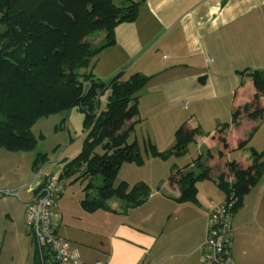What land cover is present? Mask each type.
Listing matches in <instances>:
<instances>
[{"label": "crops", "instance_id": "crops-1", "mask_svg": "<svg viewBox=\"0 0 264 264\" xmlns=\"http://www.w3.org/2000/svg\"><path fill=\"white\" fill-rule=\"evenodd\" d=\"M114 38L115 43L96 56L94 76L100 81L119 71L149 76L138 93L137 115L126 123L137 121L129 139L139 145L137 127L149 120L144 132L159 151L173 146L180 126L198 128V133L187 152L174 156L178 161L169 165L168 175L175 179L168 176L149 189L147 199L128 213L118 210L117 199L108 201L114 211L88 212L80 205L85 191L75 204L62 193L55 215L57 233L83 264H199L208 214L225 194L204 179L196 183L197 203L178 202L176 180L179 172L193 167L182 169L199 154L214 178L225 171L226 161L236 159L246 167L250 148L264 150L251 144L259 141L253 138L264 124V96L252 100L255 89L249 76L251 71H264V0H143L137 18L118 24ZM181 104L189 107L188 116ZM254 109H260L256 118L248 115ZM64 124L67 130L68 120ZM247 139L245 147L237 149ZM64 160L55 165L45 160L46 170L39 178L59 174ZM23 190L20 220L26 227L31 193ZM229 253L236 264H264V172L234 211Z\"/></svg>", "mask_w": 264, "mask_h": 264}, {"label": "trees", "instance_id": "trees-1", "mask_svg": "<svg viewBox=\"0 0 264 264\" xmlns=\"http://www.w3.org/2000/svg\"><path fill=\"white\" fill-rule=\"evenodd\" d=\"M142 1L0 0V147L32 149L36 140L31 127L39 118L77 108L82 114L84 137L78 154L63 161L59 177L70 182L86 181L80 205L88 212L114 211L108 201L116 198L118 210L125 214L149 195V188L142 181L133 185L115 182L122 164L143 163L139 145L135 140L129 141L137 121L126 123L137 115L138 93L149 76L119 71L104 82L92 73L99 52L115 43V27L134 21ZM97 32L104 35L95 44L92 38ZM249 76L255 102L264 96V71H251ZM105 91L108 95L101 109L99 99ZM247 107L248 104L243 105L245 111ZM259 114L260 109L248 113L252 118ZM255 129H251L248 138ZM197 133L198 128L180 126L175 130L171 148L159 151L148 140L144 142L145 151L163 159L183 156ZM247 142L248 139L241 141L237 149L244 148ZM249 151V165L243 167L236 159L228 160L226 171L214 178L201 155H197L182 167L193 164L192 168L178 170L179 195L175 200L197 203L196 183L210 179L225 197L230 193L236 197L237 208L264 172V150ZM35 164L34 161L33 167ZM95 176L100 178L96 185L92 184ZM171 177L170 180L175 179ZM90 188L94 189L92 193ZM32 240L33 264H57L50 250L39 251L33 237Z\"/></svg>", "mask_w": 264, "mask_h": 264}, {"label": "rangeland", "instance_id": "rangeland-1", "mask_svg": "<svg viewBox=\"0 0 264 264\" xmlns=\"http://www.w3.org/2000/svg\"><path fill=\"white\" fill-rule=\"evenodd\" d=\"M103 35L104 32H97L92 41L95 44L99 43ZM110 78L108 77L104 82H107ZM107 95V91L100 95L99 107L101 109L106 102ZM180 107L184 115L188 116L189 107L183 108L182 104ZM66 120L69 122L68 131L64 124ZM81 121L82 114L77 108H73L69 112L44 116L39 118L31 127L36 140L32 149L10 150L0 147V264H33L34 244L32 236L27 233L23 221L20 220L23 189H26L25 187L35 178L36 169L42 168V172L44 169L46 170L44 168L45 164L55 165L68 157L77 148H80L84 137ZM148 122H143L137 127L140 132L139 137L143 138L144 136L145 138L144 140L139 139V148L143 157L142 166H137L134 163L131 166H128L127 163L123 164L115 182L125 179L129 185H133L137 181L145 182L146 180V184L152 191L160 185L161 181L167 180L168 176L170 177L168 167L175 161V157L169 156L163 159L152 156L148 154V151H145L146 146H144L143 141L149 142L144 132L148 127ZM256 130H258L255 133L257 136L253 140L258 138L259 141L257 143L251 142V144L258 150H262L264 149V124ZM193 149L194 146L190 145L189 153ZM45 160L47 162L42 165ZM34 161L36 164L33 167ZM221 167L219 166L218 169L224 168ZM223 170L226 171V168ZM20 178L23 181L19 182ZM99 181L100 178L95 176L92 179V184L96 185ZM204 183L211 187L209 182ZM85 184L86 181L70 182V179H68L63 193L68 195L66 198L69 204H75L77 196H84L83 187ZM88 191L92 193L94 189L90 188ZM113 199L116 198L109 201H115Z\"/></svg>", "mask_w": 264, "mask_h": 264}, {"label": "built area", "instance_id": "built-area-1", "mask_svg": "<svg viewBox=\"0 0 264 264\" xmlns=\"http://www.w3.org/2000/svg\"><path fill=\"white\" fill-rule=\"evenodd\" d=\"M39 172V173H38ZM40 168L25 188L31 199L25 209V226L36 241L39 251L50 250L57 264H83L67 239L57 233V202L66 186L58 173L44 176ZM236 197L232 193L213 206L207 217L206 235L200 246L199 264H236L229 253L232 221L236 209Z\"/></svg>", "mask_w": 264, "mask_h": 264}]
</instances>
